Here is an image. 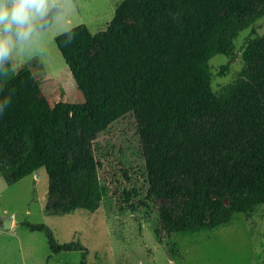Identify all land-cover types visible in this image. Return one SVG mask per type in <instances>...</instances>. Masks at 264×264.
Returning a JSON list of instances; mask_svg holds the SVG:
<instances>
[{"label":"trees","instance_id":"trees-1","mask_svg":"<svg viewBox=\"0 0 264 264\" xmlns=\"http://www.w3.org/2000/svg\"><path fill=\"white\" fill-rule=\"evenodd\" d=\"M260 2L256 9L251 0H122L93 54L95 35L83 24L55 36L79 103L49 104L29 67L8 75L5 59L0 177L12 185L44 168L46 215L94 212L112 192L99 175L94 141L132 114L147 184L138 204L185 197L180 213L160 211L167 231L211 230L234 214L264 212V47L248 37L243 68L218 91L209 65L264 15ZM133 189L121 186L119 212L133 208ZM22 225L45 234L50 255L80 251L87 264L79 241L58 243L45 224Z\"/></svg>","mask_w":264,"mask_h":264},{"label":"rangeland","instance_id":"rangeland-1","mask_svg":"<svg viewBox=\"0 0 264 264\" xmlns=\"http://www.w3.org/2000/svg\"><path fill=\"white\" fill-rule=\"evenodd\" d=\"M121 1L48 0L46 13L35 19L34 30L27 39L10 36L6 74L12 75L26 65L40 82L39 96L49 104L82 102L83 97L54 37L83 24L95 35L90 50L93 54L100 48L99 36ZM251 2L256 9L260 8V0ZM254 36L260 38L264 47V15L238 34L230 44L228 55L217 54L209 60L214 91L236 78L244 65L241 54L247 38ZM223 65L227 69L223 70ZM94 148L101 162V180L109 182L112 189L111 195L94 212L76 210L46 215L48 177L44 168L12 185L0 177V264H81L80 251L50 255L45 234L30 231L22 225L24 222L45 224L58 243L79 241L87 249V264H264L261 207L249 215L234 214L211 230L175 233L167 231L160 211L180 213L185 203L182 193L171 199L148 201L145 206L138 204L145 196L147 184L132 114L102 130L94 141ZM121 186L134 188L133 208L124 212L118 211L117 204ZM3 218L12 220L9 229H3Z\"/></svg>","mask_w":264,"mask_h":264},{"label":"clouds","instance_id":"clouds-1","mask_svg":"<svg viewBox=\"0 0 264 264\" xmlns=\"http://www.w3.org/2000/svg\"><path fill=\"white\" fill-rule=\"evenodd\" d=\"M47 4L48 0H0V63L9 56L10 36L27 39L35 19L46 13Z\"/></svg>","mask_w":264,"mask_h":264},{"label":"water","instance_id":"water-1","mask_svg":"<svg viewBox=\"0 0 264 264\" xmlns=\"http://www.w3.org/2000/svg\"><path fill=\"white\" fill-rule=\"evenodd\" d=\"M11 224H12V220L10 218H3L2 219V227L3 229H9L11 227Z\"/></svg>","mask_w":264,"mask_h":264}]
</instances>
